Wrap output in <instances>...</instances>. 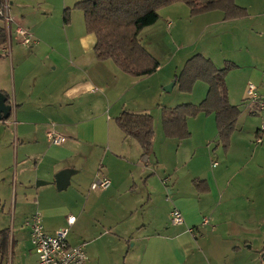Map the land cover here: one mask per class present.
Returning a JSON list of instances; mask_svg holds the SVG:
<instances>
[{
  "label": "crops",
  "instance_id": "crops-1",
  "mask_svg": "<svg viewBox=\"0 0 264 264\" xmlns=\"http://www.w3.org/2000/svg\"><path fill=\"white\" fill-rule=\"evenodd\" d=\"M236 2L248 15L225 19L216 10L192 17L199 20L197 27L204 21L201 37L212 31L200 54L219 68L235 64L226 84L230 102L241 113L225 145L218 142L214 113L189 120V138L167 135L161 115L151 112L158 103L152 88L141 89L156 76L162 81L164 69L160 65L152 75L133 77L113 60L98 59L97 38L87 31L84 13L81 28L74 27L71 14L62 29L37 26L20 12L23 8L16 6L14 12L10 0L11 51H0V90L13 101L10 119L19 166L13 176L20 185L12 215L13 264L38 262L28 223L36 213L49 234L70 228L68 241L84 244L85 264H264V112L247 102L250 82L264 91L257 63L264 50V0ZM172 6L164 9V19L141 32L150 30L147 44L140 35L156 58L149 39L156 41L173 26L166 23L175 15L166 11ZM19 26L33 34L32 46L18 40ZM124 111L155 118L153 161L117 123ZM50 133L61 135L63 143L54 144ZM65 169L73 174L60 191L56 177ZM101 174L111 186L94 191L91 185ZM175 207L183 224L171 222ZM70 215L76 216L72 225ZM7 260L0 254V264Z\"/></svg>",
  "mask_w": 264,
  "mask_h": 264
},
{
  "label": "trees",
  "instance_id": "trees-1",
  "mask_svg": "<svg viewBox=\"0 0 264 264\" xmlns=\"http://www.w3.org/2000/svg\"><path fill=\"white\" fill-rule=\"evenodd\" d=\"M185 3L193 16L211 11H222L225 19L241 18L248 15L247 9L236 0H83L75 5L83 11L87 31L95 34V53L100 60H113L124 72L133 77L154 74L160 62L146 49L140 39L141 32L157 23L160 9L175 3ZM71 8L64 11V22L70 21ZM7 42L5 26L0 23V50ZM2 54L0 52V58ZM235 66L227 63L223 68L202 54H195L186 62L179 76L180 87L191 90L196 81L208 85L207 97L200 104H181L175 108H163V123L167 135L180 139L189 138L190 117L200 113L216 115L219 141L227 144L236 128L241 110L229 100L226 76ZM8 103H11L10 96ZM126 136L138 140L144 156L151 153L155 136L154 117L124 111L118 118ZM10 229L0 230V254L5 260L9 253Z\"/></svg>",
  "mask_w": 264,
  "mask_h": 264
},
{
  "label": "rangeland",
  "instance_id": "rangeland-1",
  "mask_svg": "<svg viewBox=\"0 0 264 264\" xmlns=\"http://www.w3.org/2000/svg\"><path fill=\"white\" fill-rule=\"evenodd\" d=\"M13 1L15 3V6H13L14 12H16V6H18L19 9L23 8L20 12L25 13L28 19H31L33 24L37 26H59L62 29L64 23V11L68 7H71V15L74 17V27L81 28L82 26H85L82 10L74 8L75 3L79 0ZM174 5L175 6H172L174 8H170L173 10H166L170 12L174 11L175 13L174 17H166L168 19L166 20V23L170 21L173 26L163 29L162 36L159 34L156 41L151 42L149 39L151 46L152 43H154V47L158 51V59L156 57L155 58L161 63V68L164 69L160 72L164 79L160 81L157 79L159 76H156L153 80H150L145 84H141V89H148V87L152 88L154 98L156 99V102L158 101V103L154 105L151 112L154 117L161 115L162 121L164 107L175 108L181 104H200L207 97L209 90L208 88V90L205 91V88L203 87H206L207 83L201 80L196 81L191 90H183L180 87L179 76L185 68L186 62L194 54L201 53V49L207 40H212V37H210L212 31H210L208 37H201L204 21L202 20L200 22L201 26L197 27L199 20H192V17L194 16L191 14L190 8L187 4L179 2ZM167 7H164L159 11L160 16L163 15V19L165 18V13L163 11L164 9H168ZM262 10H264V6H262ZM44 16L47 17L46 19L48 21L43 20ZM176 21L179 22L180 27L178 25L177 27L174 26ZM149 33L150 30L146 29L141 34V37L144 38L146 44L147 41L145 38L149 36ZM262 40H264V36L262 37ZM262 51L263 55L261 58L257 57L260 58L257 63L260 64V70H263L264 72V50ZM147 79H145V81H147ZM175 81V85L172 90L169 91L168 88ZM200 93L201 96L204 97L201 98L199 95ZM203 114L206 116V113ZM198 116L199 115L190 117L189 120L196 119ZM193 123L197 124L198 122ZM161 124L165 130L164 123L161 122ZM12 125L14 124L10 118L8 120L0 121V230L6 228L10 229L8 260L5 261L4 264H13V261H16V259H13L12 257L13 251L11 231L14 230L12 215L15 207L17 206L16 201L19 204L20 197V185L17 183L16 187L13 177L17 168L19 169V166L17 165V153L15 150L17 142L15 143V132ZM150 159L152 161L154 160V154L152 151ZM17 209H20V207ZM14 249L15 253H17V242Z\"/></svg>",
  "mask_w": 264,
  "mask_h": 264
},
{
  "label": "built area",
  "instance_id": "built-area-1",
  "mask_svg": "<svg viewBox=\"0 0 264 264\" xmlns=\"http://www.w3.org/2000/svg\"><path fill=\"white\" fill-rule=\"evenodd\" d=\"M11 4L10 0H0V22L5 26L8 41L1 48L2 53L9 54L11 51V25L12 17L10 14ZM15 34L18 40L25 46H32L35 42L31 31L23 26L16 28ZM247 102L255 105L259 111L264 112V91L261 92L257 85L250 82L247 88ZM261 130H264V122ZM50 139L54 144H62L64 139L61 135L49 134ZM261 139H258L260 142ZM217 164V163H216ZM167 177L164 182H169ZM111 186V179L104 174L97 176L91 185L94 191H103ZM76 216L70 215L68 222L70 225L74 224ZM171 222L174 225H180L185 222V218L178 207L173 208L171 212ZM31 228L32 242L34 250L38 255L37 264H85L87 260V253L84 244L70 245L68 235L70 228L63 227L58 229L54 234H49L45 230L42 214L36 213L28 221ZM204 224L208 223V219H204ZM192 233L195 228H190Z\"/></svg>",
  "mask_w": 264,
  "mask_h": 264
},
{
  "label": "water",
  "instance_id": "water-1",
  "mask_svg": "<svg viewBox=\"0 0 264 264\" xmlns=\"http://www.w3.org/2000/svg\"><path fill=\"white\" fill-rule=\"evenodd\" d=\"M175 83L176 81L168 88L169 91L172 90ZM12 109V104L8 103V96L0 90V121L8 120L11 117ZM144 161H147V157L144 158ZM72 174V169H65L57 174V187L60 191L67 189ZM40 183H43V181H38V184Z\"/></svg>",
  "mask_w": 264,
  "mask_h": 264
}]
</instances>
